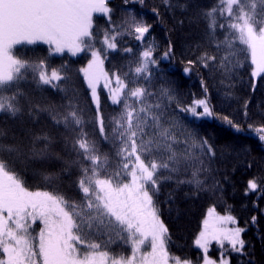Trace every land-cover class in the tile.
I'll return each instance as SVG.
<instances>
[{"label":"snow or ice","instance_id":"snow-or-ice-1","mask_svg":"<svg viewBox=\"0 0 264 264\" xmlns=\"http://www.w3.org/2000/svg\"><path fill=\"white\" fill-rule=\"evenodd\" d=\"M136 2L123 0L116 23L107 0H0V114L24 128L25 117L36 120L46 113L64 129L63 155L51 130L37 133L25 128L12 146L0 143V264H193L167 247L169 230L159 207L161 186L173 179L184 183L172 174L192 167L193 180L188 182L202 187L196 176L205 170L204 157H214L215 149L195 130L175 133L174 126H165L162 118L169 107L173 112L190 113L194 119L220 117L214 116L207 98L185 103L170 83L156 87L159 82H153V70L159 60L155 45L147 41L153 24L128 7ZM259 4L257 12V0H217L202 14L209 21L210 34L217 28L224 32L223 43L230 55L246 53L253 80L264 76V0ZM94 14L107 18L100 33L93 31ZM120 38L137 43L122 46ZM37 44L47 45V55H17V46ZM172 51L169 44L163 58L168 59ZM85 52L90 59L79 71L95 105L99 137L88 130L83 109L76 102L69 100L66 114H58L55 105L37 104L23 88L27 84L41 91L45 90L42 86L59 89L70 74L65 64L54 66L49 57L65 53L77 57ZM113 53L122 54L127 64L106 71L105 61ZM201 59L203 67L218 61L207 52ZM187 64L186 74L198 67L196 61ZM101 82L116 106L111 134L97 91ZM222 121L237 134L247 122L228 116ZM248 128L264 143V122L248 123ZM104 143L111 144L114 153L105 151ZM177 144L184 151L179 152ZM53 161H62L55 190H31L15 166L44 170ZM73 188L82 195L74 199ZM262 189L264 177L253 176L246 181L244 195L264 196ZM256 219L252 216L251 222L255 224ZM238 224L233 215L208 208L194 239L201 264H230L228 249L244 250L246 229ZM105 232L115 233L130 254L114 252L103 243ZM213 244L220 249L218 258L209 255Z\"/></svg>","mask_w":264,"mask_h":264},{"label":"trees","instance_id":"trees-1","mask_svg":"<svg viewBox=\"0 0 264 264\" xmlns=\"http://www.w3.org/2000/svg\"><path fill=\"white\" fill-rule=\"evenodd\" d=\"M217 0H144L141 5L139 0L128 7L135 9L138 15H143L153 24L152 32L147 37L148 43L155 45V55L159 66L153 70V82L159 88L165 83H170L176 90L179 98L185 103L195 99L207 98L210 108L220 118L194 119L191 114L173 112L169 107L164 117L165 126L172 128L175 133L181 130H195L203 138L206 137L215 149V156H205V170L199 172L196 179L200 180L202 187H197L191 175L194 168L173 173L180 180L175 179L165 182L161 186L160 212L162 220L168 228L167 247L171 254L182 258H189L193 264L201 263V252L194 246V239L200 230L202 219L210 207L217 213L233 215L239 222L238 226L246 229L242 234L245 247L242 252H233L228 249L226 255L230 264H264V196L252 194L244 195V188L248 178L255 176L257 179L264 177V143L259 141L256 134L249 130L248 123L259 125L264 122V76L254 82L250 75V63L246 53L238 51L230 55V50L223 43L224 32L217 28L214 34L209 33V21L202 15L215 5ZM108 6L113 10V21L119 23L124 8L123 0H109ZM257 12L260 11L257 0ZM154 10L158 14L154 15ZM93 31L100 33L107 24V18L101 14L93 17ZM121 39V45L131 44L135 47L134 39ZM169 44L173 51L168 59L163 58V53L168 51ZM237 48L242 46L237 45ZM17 55L32 57L34 53L47 55V46L20 45L17 46ZM138 51V50H137ZM216 55L218 61L210 62L209 67H203L201 59L205 53ZM50 61L54 66L65 64L70 79L62 81L59 89L42 86L44 91L35 86L23 85L34 101L41 106L55 105L58 114H66L65 108L68 101H74L83 109V118L87 122L88 130L99 137V131L94 123L95 110L92 105L88 89L79 69L86 65L90 55L85 52L77 57L67 54L51 56ZM196 61L198 67L185 73L189 67L187 61ZM127 61L122 54L113 53L105 61V70L112 71L117 66H126ZM234 65V67H233ZM232 68V71H226ZM207 93L204 92V85ZM100 105L106 120V130L111 134L112 117L116 115V106L108 102L105 93L101 92ZM167 103V101H165ZM173 105L175 102H172ZM243 123V131L239 134L223 123L222 117ZM25 128H31L37 133L54 131L59 139L58 150L63 155L64 144L63 126H56L51 117L41 113L39 118L33 120L25 117L24 128L19 122L6 119L0 114V143L12 146L20 137ZM104 150L114 153L111 144L104 143ZM179 152L184 151L180 144L175 146ZM67 158V157H65ZM16 168L21 172L26 184L31 190H55L59 183L61 162H50L44 170L25 168L17 163ZM53 179L49 183L45 177ZM66 186V185H65ZM264 191V189H262ZM73 198L82 195L78 189H71ZM85 211H89L85 204ZM256 216V222H251V217ZM102 242L115 251L130 254V248L115 233L103 235ZM213 244L209 255L217 258L220 249Z\"/></svg>","mask_w":264,"mask_h":264},{"label":"rangeland","instance_id":"rangeland-1","mask_svg":"<svg viewBox=\"0 0 264 264\" xmlns=\"http://www.w3.org/2000/svg\"><path fill=\"white\" fill-rule=\"evenodd\" d=\"M108 1V0H107ZM95 15V14H94ZM43 45V44H42ZM47 46V45H46ZM65 54H67V53H65ZM68 55V54H67ZM70 56V55H69ZM72 57V56H71ZM88 63V62H87ZM87 63H86V65H87ZM85 65V66H86ZM85 66H83V67H85ZM82 77H83V75H82ZM84 79V78H83ZM257 79V78H256ZM255 79V80H256ZM255 80H254V82H255ZM84 82H85V80H84ZM85 85H86V87H87V83L85 82ZM102 88V89H101ZM87 89H88V91H89V95H90V99H91V94H90V89L87 87ZM97 91H98V94H99V97H100V95H101V92H103V93H105L106 95H107V98H108V93H107V90L106 89H104V87H103V82H101V84L98 86V89H97ZM91 101H92V99H91ZM109 101V100H108ZM109 103L111 104V102L109 101ZM92 105H93V107H94V109H95V105L92 103ZM112 105V104H111ZM210 118V117H209ZM207 212V211H206ZM219 214V213H218ZM201 228V227H200ZM200 231V230H199ZM198 231V232H199ZM198 234V233H197ZM195 247V246H194ZM196 248V247H195ZM217 248H219V247H217ZM197 249V248H196ZM199 250V249H198ZM200 251V250H199ZM212 257V256H211ZM214 258V257H213ZM218 258V257H217ZM201 264V263H200Z\"/></svg>","mask_w":264,"mask_h":264},{"label":"bare ground","instance_id":"bare-ground-1","mask_svg":"<svg viewBox=\"0 0 264 264\" xmlns=\"http://www.w3.org/2000/svg\"><path fill=\"white\" fill-rule=\"evenodd\" d=\"M102 95H100V98H101Z\"/></svg>","mask_w":264,"mask_h":264}]
</instances>
